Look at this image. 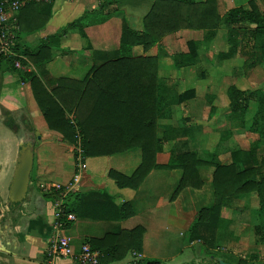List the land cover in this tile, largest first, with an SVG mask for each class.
<instances>
[{
	"label": "crops",
	"instance_id": "0c3cea01",
	"mask_svg": "<svg viewBox=\"0 0 264 264\" xmlns=\"http://www.w3.org/2000/svg\"><path fill=\"white\" fill-rule=\"evenodd\" d=\"M231 1H239L242 4L238 5L249 7L248 0ZM47 3L50 12L48 20L39 29L32 32L20 31L19 41L22 46H36L45 36L59 30L67 21L80 16L87 9L98 7L100 0H50ZM115 4L118 10L112 13L108 19L84 26L86 38L81 36L77 29L69 30L62 35L58 44L53 43L51 45V57L47 61L35 64L24 55L22 68H13L7 62L1 63L0 264H49V241L51 236L57 232L54 225V200L57 197L56 190L52 188L54 184L62 186L72 184L74 190L68 193L76 192V194H79L69 203V206L71 205L74 209L75 218L69 221L61 231L69 238L74 252H77L82 243L88 238L100 237L106 232L130 229L137 225L143 227L141 251L130 249L123 258L103 264H134L137 260L143 258L158 259L162 264L160 256H164L166 250L174 249L173 243L169 242V238L173 239L177 231L185 236V232L197 212L196 209L198 210L201 206L206 205L200 206L201 203L206 201L207 197L208 202L206 201V203L208 204L214 198L211 185L213 168L211 166H201L199 168L204 180L201 188L185 187L175 198H171L172 191L177 186L182 174L181 168L177 167H153L137 188L119 187L115 180L108 175L109 169L112 168L124 174H131L141 161L140 149L131 148L112 154L82 156L79 145L68 142L62 138L59 131L47 126L33 96L29 80L21 78L18 69L25 72H34L43 84L50 89L54 85V79L59 76L82 79L93 65H100L108 59L116 58L120 45L123 18L126 17L128 24L133 29L142 30L143 16L150 9L152 0H116ZM232 6L234 4H230V7ZM35 7L40 9V3L35 4ZM230 7L222 11L219 9L222 20L219 22L216 34L210 39L203 36L204 31L202 29L179 28L162 36L155 45L146 51L147 53L160 52L157 77L158 82L161 84L159 94L163 99L160 115L157 118V134L161 137L162 142L161 150L156 153V161L159 163L167 162L176 155L171 154V151L169 153L166 148V144L172 140V145L179 143L181 139L183 141L191 140L194 144L191 149L202 157L207 156L208 152L215 151L209 146L211 138L209 139V135L203 128V123L201 121L192 124L187 123L189 116L185 113V109L192 111L191 108H193L195 111H200L203 106L199 103L201 98L191 101L197 95V88L189 86V84L187 86L184 84L185 87L181 88V84L189 81L193 72H196V74L200 72L202 76L209 74L205 72V75H203L205 69L200 70L199 65L195 69L192 65H196L198 62L202 63L205 58H211L210 55L214 54L213 51L205 56L200 53L199 49L201 46L210 48L214 44L216 40H213L218 36V29L226 27L223 17ZM133 19L142 24L135 26L132 22ZM191 38L196 39L197 43L195 61L191 64L176 66L174 59L179 58L180 53L174 50L172 52L170 49ZM88 43L89 46L87 47ZM138 46L141 45L133 46V53L143 52V49L137 48ZM150 50L151 52H148ZM227 57L229 56H222L221 58ZM160 58H162V63H160L159 68ZM189 66L192 69L188 72ZM186 67L188 68L185 70ZM175 68H179L180 71ZM208 80L210 83L203 89V94L200 97L211 94L213 98L214 93H217L215 82L210 78ZM191 87L194 88V96L180 102L177 100V105L182 106L184 111L180 117H187L185 120L187 130L180 129L175 122L160 123L158 120L169 118L170 113L172 114V121L174 120L173 117L176 112H174L173 105L175 104L170 102L169 97L173 95L177 97L179 93ZM212 105L215 111L216 105L214 103H211L209 110ZM187 106L189 107L187 108ZM161 112L163 113L161 114ZM209 114L212 116L210 111ZM230 114H232L231 111ZM70 116L72 117V114ZM8 117L13 121L12 126L5 122ZM166 124L171 125L172 128H169L166 135L164 134L165 136L162 137ZM227 135L226 133L221 138L224 139ZM27 142L32 145L33 155L29 183L22 200L12 202L9 199L10 184L21 144ZM234 146L237 145H233L229 149L230 158H232L231 151ZM242 149L246 150L247 147H242ZM75 150L78 152L76 155ZM217 157L220 160L224 158L222 153L217 154ZM65 158L68 161H70L69 159L73 160V168L68 164L67 171L63 172L61 161ZM209 169L210 176L204 177L205 171H209ZM71 178L73 181H69ZM187 197L188 200L185 202ZM240 199L239 203L233 205H228L230 203L224 204L220 211L221 216L230 219V222L224 226L228 228L227 237L231 240L229 245L233 244L232 247L236 248L239 246V242L243 247L256 251L264 245V240H259L256 233V243L251 244L243 236L238 240L240 231L231 232L233 221L242 215L252 225L251 213L256 203L247 195H241ZM125 201L131 202L133 213L127 217H120V205ZM224 229L226 230V228ZM175 249L177 250L179 247L177 246ZM237 251L239 250L233 249L234 253ZM238 254L242 255L241 253ZM219 259H223V261L226 259L228 264L231 261L225 256L217 257V264H220ZM54 263L78 264L72 256L55 257ZM190 263L193 264L191 260L187 262V264Z\"/></svg>",
	"mask_w": 264,
	"mask_h": 264
},
{
	"label": "trees",
	"instance_id": "16d2710c",
	"mask_svg": "<svg viewBox=\"0 0 264 264\" xmlns=\"http://www.w3.org/2000/svg\"><path fill=\"white\" fill-rule=\"evenodd\" d=\"M115 2L116 0H100L98 7L85 10L80 16L63 24L59 30L45 36L36 46L29 47L21 45L20 31L32 32L39 29L48 20L50 12L47 1H28L20 7L17 15L19 29L16 50L35 64L45 62L51 57V45L58 44L62 35L77 29L81 36L86 38L84 26L108 19L118 10ZM37 3H40V9H36ZM248 4L249 7L236 5L228 8L223 17L227 31H231L235 25H249L243 31L240 48L248 46L249 41L259 35L264 36V11L260 10L254 0H248ZM221 20L217 0H152L150 9L143 16V29H133L124 17L118 56L100 65H93L82 79L59 76L48 89L36 73L20 69L18 71L21 78L29 80L33 96L47 126L59 131L62 138L68 142L79 145L82 156L112 154L131 148L140 149L141 161L131 174L109 169L108 175L119 187L137 188L153 167H177L181 168L182 174L172 194V197H175L185 187L201 188L204 180L199 168L211 166L214 198L209 205L201 206L197 210L188 226L189 240L207 241L201 232L202 225L215 228L224 227L229 223L230 219L221 216V208L228 200L237 199L241 195H247L256 203L251 213L252 225L254 232L261 236L259 240H264V166H259L264 163V155L259 164L250 162V159L241 161L236 156V152H240L237 148L231 151L232 159L224 162L217 157L215 151L202 157L195 150L184 149L167 162L156 161V153L161 150L162 145L161 137L157 134V118L163 99L159 94L161 84L157 77L160 52L146 51L162 36L179 28L202 29L203 36L210 39L216 34ZM186 44L187 50L174 59L176 66L191 64L197 57L196 39H188ZM135 45H141L143 52L133 53ZM86 46L88 47L89 43ZM221 53L222 56H229L227 51ZM2 62H7L15 68L9 57L1 56L0 66ZM250 62L249 65L252 66L257 61L252 59ZM194 94L193 87L187 88L177 95V100L183 101ZM226 94L231 113H240V126L264 136L263 89H243L232 83L227 87ZM213 111L212 105L211 114ZM186 119L187 117H180V129L187 130ZM5 122L13 125L10 117ZM169 128H172L171 125L166 124L162 137ZM222 135L225 136L226 133ZM74 153L76 155L78 152L75 150ZM243 153L251 157L252 151L241 149V155ZM69 194L65 198V206L67 211L73 212V207L69 206ZM78 196L75 192L74 198ZM132 213L131 202L125 201L120 205V217H127ZM68 223L69 221L66 225ZM142 233L143 227L137 225L130 229L106 232L100 237L94 236L84 242L98 249V264H103L123 258L130 249L141 251ZM213 256L217 255L213 253ZM224 261L226 262V259ZM229 262L253 264L243 258ZM134 264H160V260L143 258Z\"/></svg>",
	"mask_w": 264,
	"mask_h": 264
},
{
	"label": "rangeland",
	"instance_id": "374dc122",
	"mask_svg": "<svg viewBox=\"0 0 264 264\" xmlns=\"http://www.w3.org/2000/svg\"><path fill=\"white\" fill-rule=\"evenodd\" d=\"M217 2L218 9H220L221 11L227 7H230V4H234V6L242 4L239 3V1L231 0H217ZM256 2L260 10H264V0H257ZM245 4L247 3L245 2ZM132 22L135 26L142 24L141 22H137L135 19H133ZM240 25L241 26L235 25L231 31H227L226 27H220L218 29L217 38L213 40H216L214 44L211 45L210 48L204 46L200 47V53H202L203 55L207 56L208 53H211L213 51L214 54L210 55L211 58H205L204 62H198L196 65L192 66L197 69L199 65L200 70L205 69L203 70V75H205V72L209 74L207 76H202L200 72L198 74H196V72H193L191 73V79L181 84V88L187 86L188 84L189 86H195L197 88V95L192 98L191 101L201 98V102L199 103H201V105L203 104V106L201 107L200 111H195L193 110V108H191L192 111L189 109H185V113L189 116L187 123L192 124L197 121H201V123H203V128L209 135V139L211 138V143L209 146L216 151V154H223L224 158H222V161L227 162L232 159L229 156V149L233 145H237L234 146L233 149H240V152H236V156L238 159L240 158L241 161L250 159V162L259 164L261 161V157L264 155V136H259L258 133L247 130L244 127L240 126L238 122L240 113L236 112L230 114V107L228 106V99L225 92L227 85L232 82L238 85L240 88L251 89L255 87H261L264 90V36L259 35L257 38L250 40L248 46H246L245 48H240L243 31L247 28V26L249 27V25ZM193 36L195 37V35ZM137 48L142 49L141 46H138ZM170 50H172V52L173 50L178 51L179 53L184 52L187 50L186 42L182 41L181 44L178 43ZM221 51H227L229 57L221 58ZM148 52H151V50ZM252 59L256 60L257 62L251 66L249 64H251L250 61ZM161 61L162 58H160L159 61V68L161 65L160 63H162ZM163 64L166 66L164 62ZM187 68L188 67H186L185 70ZM175 69H177V71H180L178 70L179 68ZM191 69L192 67L189 66L188 72ZM209 78L210 80H213L215 82L214 85H216L215 89H217V93H214L213 98L211 94H206L205 96L200 97L203 94V89L207 84L210 83V81L208 80ZM184 84L185 86H183ZM169 98L170 102H173V104H175L173 105L175 108L174 112H176L173 117L174 120L172 121V114L170 113L171 116L169 118L160 119L158 121L160 123L175 122L176 124H178V120L180 119V116H182L181 114L184 113V111L182 110L183 107L177 105L178 102L176 95L170 96ZM211 103H214L216 105V110L212 114V116H215L214 118H211L212 116L209 114ZM188 107L189 106H187V108ZM223 133L228 134L224 139L221 138V134ZM171 143H173V140L166 144V148L169 153L171 151V154L173 155H175L176 153L178 154L184 149H191L194 146L191 140L183 141L181 139V141L179 143L177 142V144L172 145ZM242 147H247V149H250V151H252L251 157L246 156V153H243L241 155ZM136 151L138 152V150ZM69 160L70 161L65 158L61 161V165L63 164V172L67 171L68 164H70L71 168H73V160ZM259 166L262 168L264 166V163ZM210 169L209 171H205L204 177L210 176ZM262 171L264 172V170ZM72 178L69 179V181H73ZM74 193L75 192H73L72 194L71 192L69 194L68 201H71L74 198ZM171 198L175 197H172L171 195ZM186 200H188V197L185 198V202ZM205 200L208 202V197ZM239 200L241 201L240 197L237 199L232 198L228 200V203H230L228 205H233L237 202L239 203ZM206 201L201 203L200 206L204 204H210L206 203ZM223 228H226V230H223ZM231 228L233 229L231 230L232 233L233 231H240L238 240L243 236L247 242L251 244L256 243L255 240L257 238V235L254 232L253 225H251L248 222V219H246L243 215L233 221ZM227 229V227L206 228L204 225H202L201 232L204 235L203 237H206L207 241H203L202 239H193L192 241L189 240L188 229L185 232V236H182L179 231H177V234L176 236H173V239L169 238V242L173 243L172 246H174V249L166 250L165 255L160 256L162 264H187V262H189L190 260L193 264H217V257L219 256L228 257L231 262H236L238 258H243L249 263L264 264V245L262 246L263 249H257L256 251H252L247 247H243L239 242L238 247H232L233 244L229 245L231 243V240H229L227 237ZM258 237L261 236L258 235ZM177 246L179 247V249L176 250L175 247ZM233 249L239 251L234 253ZM210 253L212 254L210 255ZM213 253H215L217 256H213ZM238 253H241L242 255H239Z\"/></svg>",
	"mask_w": 264,
	"mask_h": 264
},
{
	"label": "built area",
	"instance_id": "2783aa9c",
	"mask_svg": "<svg viewBox=\"0 0 264 264\" xmlns=\"http://www.w3.org/2000/svg\"><path fill=\"white\" fill-rule=\"evenodd\" d=\"M28 1H50V0H0V57H9L14 67L22 68V58L24 55L16 50L17 33L19 25L17 15L19 9ZM52 188L56 190L57 197L54 200V225L57 232L51 236L49 241V264H55V257L75 258L78 264H98L99 251L92 248L88 242L82 243L80 249L74 252L73 246L67 236L61 233L67 221L75 218V214L66 210L65 198L68 192L74 190V185L54 184Z\"/></svg>",
	"mask_w": 264,
	"mask_h": 264
},
{
	"label": "water",
	"instance_id": "95a60500",
	"mask_svg": "<svg viewBox=\"0 0 264 264\" xmlns=\"http://www.w3.org/2000/svg\"><path fill=\"white\" fill-rule=\"evenodd\" d=\"M32 145L30 142L21 144L13 178L10 184L9 199L12 202L20 201L26 194L32 166ZM219 263H224L219 259ZM228 264V262H226Z\"/></svg>",
	"mask_w": 264,
	"mask_h": 264
}]
</instances>
